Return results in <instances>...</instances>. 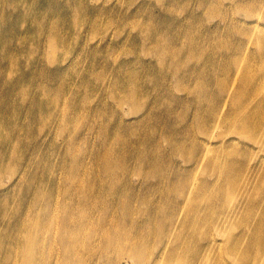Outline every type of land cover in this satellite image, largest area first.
Listing matches in <instances>:
<instances>
[{"label": "rangeland", "instance_id": "374dc122", "mask_svg": "<svg viewBox=\"0 0 264 264\" xmlns=\"http://www.w3.org/2000/svg\"><path fill=\"white\" fill-rule=\"evenodd\" d=\"M10 3L4 29L46 30L32 62L14 39L35 51L31 34L0 33L4 70L27 92L0 121V264H216L207 244L234 264L229 234L242 264L264 245V146L234 129L264 106V41L250 37L264 0H45L39 22L41 8Z\"/></svg>", "mask_w": 264, "mask_h": 264}, {"label": "bare ground", "instance_id": "6f19581e", "mask_svg": "<svg viewBox=\"0 0 264 264\" xmlns=\"http://www.w3.org/2000/svg\"><path fill=\"white\" fill-rule=\"evenodd\" d=\"M8 3L9 2H13L9 4V10H14L15 4H20L21 6L25 7L24 9H22V15L23 16H28L30 14L29 9H26L27 7H34V8H41V11L39 13H35V19L37 22L39 21H44L46 19H48V17L50 16L48 9H46V5H45V0H40L38 5H30L29 1L30 0H24V1H20V0H7ZM1 2V0H0ZM245 5V2L242 1L241 2V6L243 7ZM10 17V16H9ZM8 17V18H9ZM7 17H2L0 15V25H1V34H4L5 32L10 33L11 35V31H14L15 27L13 26V24H9L10 27L6 30L4 29L6 22L8 21ZM27 18V17H25ZM264 16L263 17H259V20L256 24H254L255 26V31H252V34L250 35L251 38H255L254 40L261 46V43L264 41V25L261 21H263ZM21 24H19V29H15L16 32L22 33L23 31H25L26 34H31V39H32V45H34L35 51L32 49L33 47H31V49H28L27 47V42L23 40V38L21 36H19L17 39L14 38L16 41V45L19 46L20 51L24 54H26V56L28 57L29 61L32 62V59L34 58L35 53L38 50V44H39V38L41 36V34L46 30V28L43 25L40 24H36L35 28H33L32 30L29 29H25V27L23 26V22L20 21ZM58 24H54L53 26H51L49 28L50 32H52L53 34H57L58 33ZM184 33H189L190 30L186 29L183 31ZM247 35V34H245ZM255 36V37H254ZM30 39V40H31ZM245 42V40H243ZM11 42V38L7 37L5 40V44H9ZM51 44L54 46L58 45V41L57 38L52 35L51 38ZM217 46L220 48L221 52L223 51V45L221 43L217 44ZM242 47V45L239 46V48L237 47L236 50L239 51L240 48ZM16 56H15V55ZM11 53V58H12V62H11V67H8L10 69H12L14 66L17 68L19 67L18 64H15V59L18 58L20 55L18 53ZM169 60L171 61V57L168 56ZM195 58V56H191L188 58V60H191ZM5 60H0V81H2L4 83V90H0V95L6 99V103L0 108V121L2 118H8L9 120L11 119H15V117L17 116V114L19 113V110L15 109V106H13L16 101H20L23 98V101L26 99L25 95L27 94L26 89L23 87L24 84H22V87H18V83H13L11 80V76L10 74H12L10 71L6 72L4 70V68L6 66H4ZM27 62V61H26ZM237 62H238V58H234V60L231 63V67L230 70H232L233 67L237 66ZM28 64V63H27ZM167 64V62L165 63ZM28 67V66H27ZM10 73V74H9ZM59 73V72H58ZM248 77H245V79ZM263 88H264V81L261 82ZM128 87L126 86V92L130 95H136L138 91H135L134 89L131 90L130 92H128ZM19 90L20 92H23L21 94H16L13 93L15 91ZM41 93V96L35 97V102H36V109L35 112L41 113L43 112V106L42 104L46 105L48 102V99L50 98V94L49 92H47L46 90L39 92ZM25 94V95H24ZM11 97V98H10ZM10 98V99H8ZM41 102H40V100ZM55 99V98H53ZM11 100V101H9ZM22 101V102H23ZM195 105H197L198 107H201V99L200 96L198 95L195 98ZM9 111V113H8ZM226 121H228L227 119H225ZM234 126H235V131L237 133L243 134L251 139H253L254 141H257L258 143H261L264 146V106H260L255 105L252 108H247L243 111H241L239 117L236 118L235 122H234ZM9 128L6 127L3 123L0 122V154L4 153V147L8 146V142H7V137L2 135L3 132L8 131ZM112 159L107 158V155L104 156V162L105 163H109ZM105 166H109L108 164H105ZM73 174H77V173H73ZM186 210L184 209V207H182V211ZM262 222V221H261ZM248 231L247 233H251L253 232V230H256L257 228V222L253 223V222H249L247 225ZM217 232V231H216ZM218 233V232H217ZM64 239V236H62V240ZM235 239H239L236 238V235H228V237L226 238V242L225 245L228 248V251L231 253V255L233 254L237 260H234V264H239L238 260H241V255H240V251H242L244 248L238 249V248H234L232 245L236 242ZM264 239V238H263ZM66 243V242H65ZM241 244L244 245V242L242 240ZM258 246L263 247L264 245H258V244H254L252 249H248L247 250V255L245 256V258L243 259L242 264H264V252L261 253V251L258 249ZM206 249H211L212 253L208 256L204 255V258H206L209 261H213L216 264L219 260H221V257L216 253L217 250L215 247H210L208 244L203 246ZM134 255H141V252L138 251V249L135 250V252H133ZM218 256V257H217ZM219 258V259H218Z\"/></svg>", "mask_w": 264, "mask_h": 264}]
</instances>
